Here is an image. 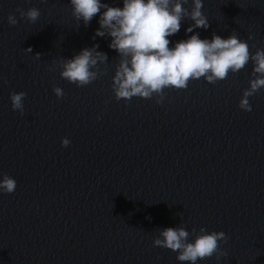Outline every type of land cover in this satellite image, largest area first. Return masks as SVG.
<instances>
[{
	"label": "water",
	"instance_id": "obj_1",
	"mask_svg": "<svg viewBox=\"0 0 264 264\" xmlns=\"http://www.w3.org/2000/svg\"><path fill=\"white\" fill-rule=\"evenodd\" d=\"M202 4L209 28L194 29L201 39L235 30L250 52L264 49V0ZM30 7L41 13L35 23L16 12ZM97 21L77 29L69 0H0V174L16 181L13 193L0 192V264H189L152 244L181 224L228 237L226 256L196 264H264V89L249 97L251 112L238 108L252 63L216 84L165 89L160 104L117 101L118 57L110 37L95 36ZM191 23L181 22L169 47L192 35ZM94 44L108 61L88 86L48 70ZM21 91L23 116L9 99Z\"/></svg>",
	"mask_w": 264,
	"mask_h": 264
},
{
	"label": "clouds",
	"instance_id": "obj_2",
	"mask_svg": "<svg viewBox=\"0 0 264 264\" xmlns=\"http://www.w3.org/2000/svg\"><path fill=\"white\" fill-rule=\"evenodd\" d=\"M69 3L77 29L81 23L87 27L98 16L99 27L95 36L110 37L108 47L115 50L118 57L111 83L117 101H130L133 97L155 98V103L160 104L165 89L183 90L190 81L200 78L216 84L227 79L229 72L235 74L249 62L253 66L252 78L248 81L249 87L242 92L238 108L251 112L249 97L264 89V49L256 48L250 52L247 41L239 39L235 30L227 38L213 32L211 39H201L199 33L194 32V29L209 28V21L201 11L202 0H192L190 10L182 7L188 0H122V7L110 6L101 0H69ZM16 12L28 23H35L41 15L36 7L18 8ZM185 19L192 21L185 29L192 35L169 47L168 37L179 32ZM7 22L14 26L18 20L9 14ZM252 39L249 35L248 40ZM98 47L94 44L81 49L70 59L53 61L48 70L59 68L60 77L70 84L88 86L104 74L105 70H101L99 65L108 61L107 54L97 51ZM24 50L32 52L30 47ZM35 57L39 59L40 54L36 53ZM52 91L58 99L64 95L60 87L54 86ZM26 95L23 91L9 94L11 108L21 116L24 115ZM60 143L67 147L70 141L62 138ZM15 188L16 181L12 177L0 174V192L11 194ZM190 236H194L191 242ZM227 240L224 232H208L204 227L198 232L196 229L189 232L181 224L159 230L152 244L176 252L178 261L196 264L198 260L215 256L219 261L226 256L220 245Z\"/></svg>",
	"mask_w": 264,
	"mask_h": 264
}]
</instances>
